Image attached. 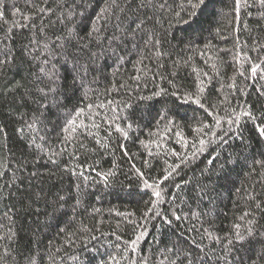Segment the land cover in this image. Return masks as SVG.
Wrapping results in <instances>:
<instances>
[{"label":"trees","instance_id":"trees-1","mask_svg":"<svg viewBox=\"0 0 264 264\" xmlns=\"http://www.w3.org/2000/svg\"><path fill=\"white\" fill-rule=\"evenodd\" d=\"M0 264H264V0H0Z\"/></svg>","mask_w":264,"mask_h":264}]
</instances>
